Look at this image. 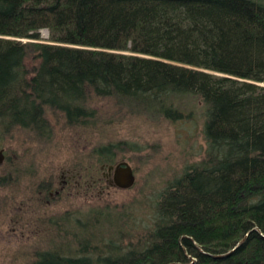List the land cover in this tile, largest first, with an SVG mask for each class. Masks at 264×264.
Here are the masks:
<instances>
[{"label": "trees", "instance_id": "1", "mask_svg": "<svg viewBox=\"0 0 264 264\" xmlns=\"http://www.w3.org/2000/svg\"><path fill=\"white\" fill-rule=\"evenodd\" d=\"M198 101L205 155L151 226L119 207L52 217L28 264H264V0H0V139L193 123ZM136 151L88 158L108 168Z\"/></svg>", "mask_w": 264, "mask_h": 264}, {"label": "rangeland", "instance_id": "2", "mask_svg": "<svg viewBox=\"0 0 264 264\" xmlns=\"http://www.w3.org/2000/svg\"><path fill=\"white\" fill-rule=\"evenodd\" d=\"M41 35L47 41L49 32ZM196 111L193 123L153 124L132 118L101 133L55 126L50 142L21 131L1 138L0 150L8 161L0 165V264H28L36 253L49 250L45 241L54 230L48 219L69 212L83 216L119 207L132 215L136 225L151 226L161 193L205 155V112L199 101ZM121 141L132 142L137 149L119 159L135 173L136 183L129 190L110 184L107 167L88 158L93 148ZM40 185L51 186L50 195Z\"/></svg>", "mask_w": 264, "mask_h": 264}, {"label": "water", "instance_id": "3", "mask_svg": "<svg viewBox=\"0 0 264 264\" xmlns=\"http://www.w3.org/2000/svg\"><path fill=\"white\" fill-rule=\"evenodd\" d=\"M4 162L3 152H0V164ZM107 171L113 175L112 185L120 190H129L134 187L136 177L132 166L128 162H120L109 166Z\"/></svg>", "mask_w": 264, "mask_h": 264}, {"label": "flooded vegetation", "instance_id": "4", "mask_svg": "<svg viewBox=\"0 0 264 264\" xmlns=\"http://www.w3.org/2000/svg\"><path fill=\"white\" fill-rule=\"evenodd\" d=\"M1 151L3 152V155H4V162L2 163V164H4V163H6V162L8 161V159L6 160V156H7V155H6V152H5L4 150H0V152H1ZM2 164H0V165H2ZM10 175H12V173H10ZM107 175H108V176H106V177H112L111 181H109L110 184H111V183H112V180H113V175H112L111 173H109L108 171H107ZM5 178H6V177H5ZM43 185H44V184H43ZM43 185H40V186H42V191H44V189H43L44 186H43ZM50 187H51V186H50ZM50 187L48 188L49 191L51 190ZM49 191H48V192H49ZM48 194L50 195V192H49Z\"/></svg>", "mask_w": 264, "mask_h": 264}]
</instances>
